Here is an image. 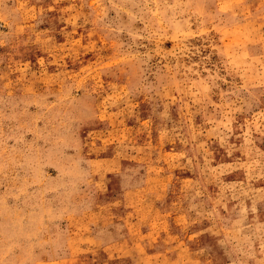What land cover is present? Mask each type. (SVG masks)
Returning a JSON list of instances; mask_svg holds the SVG:
<instances>
[{"label": "rangeland", "instance_id": "obj_1", "mask_svg": "<svg viewBox=\"0 0 264 264\" xmlns=\"http://www.w3.org/2000/svg\"><path fill=\"white\" fill-rule=\"evenodd\" d=\"M0 264H264V0H0Z\"/></svg>", "mask_w": 264, "mask_h": 264}]
</instances>
